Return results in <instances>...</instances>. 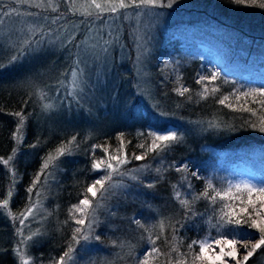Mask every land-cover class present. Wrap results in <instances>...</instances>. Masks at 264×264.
Masks as SVG:
<instances>
[{
  "label": "trees",
  "instance_id": "obj_1",
  "mask_svg": "<svg viewBox=\"0 0 264 264\" xmlns=\"http://www.w3.org/2000/svg\"><path fill=\"white\" fill-rule=\"evenodd\" d=\"M77 1L80 0H75L74 3L73 0H67V3L65 0H52L58 9L53 12L46 6L47 0L43 8L18 4L15 0H0V24L2 21H20L23 26L30 25L37 30L42 28L45 33L50 32L54 41L52 44L46 43L39 53L25 55L15 63H11L10 58L18 53L23 45L13 52L0 54V201L4 198L9 199L12 214L18 216L25 210L29 203L28 188L32 186L34 177L41 172L49 153L54 154L57 147L67 144L72 137H76L71 154L61 156L54 162V166L50 165L46 171L51 175H47L46 179L42 175L40 182L33 188L32 200L39 199L42 209H35L33 216H29L23 226L18 219L14 221L7 211L0 210V264H19L13 250L21 239L17 235V229L20 228L25 236L34 232L40 233L27 242L28 246L25 249L26 254L31 257L32 264H38L40 255L44 259L48 255L59 258L63 254L71 242L74 228L73 221L69 219V209L83 198L81 193L98 178V172L91 168L92 146L107 144L110 146V152L115 151L120 144L117 139L120 133L124 134L125 151L130 158V163L125 165V168H143L145 172L138 174L143 183L132 181V187L128 188L126 195L120 194L116 198L111 197L110 200L109 197L105 202V208L99 213L100 225L95 233L101 236V240L98 241L100 246L95 248L94 254L97 256L103 254V259L112 261L113 264H135L136 259L140 258L138 254L151 247L147 241V233L132 222L134 219L151 226L161 219L167 218L175 223L176 219L181 218L184 210L174 199L173 186L187 193L189 190L183 177L187 176L189 179V176L184 172H177L176 165L184 163L206 165L204 174L211 176L214 164L218 160L215 152L264 147V133L250 128L247 123L249 119L254 120L255 117H250L249 113L233 111L218 103V99L223 95L260 88L249 86L239 77L222 73L215 82L219 91L214 96L203 99L200 96L203 91L202 85L197 83V74L200 70L197 60L182 61L169 70L171 73L167 72L168 69L163 71L164 80L159 84L156 96H159L161 114L163 113L169 122L154 120L153 111L143 103L133 85L132 72L127 75L121 71L118 59L120 48L130 47L126 26L115 22V19L108 15L104 21L97 20L92 23V18L89 17L88 22L81 23L84 17L79 13L87 8L88 0H81L84 5H77ZM184 2L188 3L186 0H179L176 13L185 15L187 10H190L186 7L181 8ZM207 2L213 7L211 21L217 26L226 29L239 40L249 39L252 43L260 41L264 43V9L235 5L232 0ZM70 7L74 8L77 14H72L69 11ZM58 15L61 17L60 20L52 23ZM219 18L222 21L216 20ZM109 23L112 25L107 29ZM89 28L91 31L94 30V34L97 29L105 35L112 30L119 36V43L110 49L109 64L103 68L102 77L100 75L101 83H96L99 87L93 93L101 94L107 103L113 101L108 103L106 117L102 122L98 118L92 119L79 105L81 108L79 111L66 106L59 107L52 111V114L44 113L40 92L48 89L54 93L58 89L62 95L67 91L69 77L65 73L70 72L72 53L75 51L73 45L86 40L90 33ZM25 31L28 34L27 38L34 37L37 40L40 38L38 34L31 35V31L26 28ZM57 37L59 39H56ZM66 39H72V43L62 47L60 40ZM69 49H72V52ZM161 65L159 64L158 68ZM97 71L101 73L100 69ZM92 82L97 81L93 79ZM177 86L186 87L189 92L183 96L172 95L173 89ZM96 104L98 105V102ZM144 110L148 114H145ZM19 111L23 112L25 123L20 136L17 137L15 133L18 118L13 113ZM93 111L92 113L96 112ZM56 113L63 114L64 118L61 120L63 123L60 122V125L52 124L53 115ZM118 117L122 118L121 122H112ZM85 118H90L91 121L87 122ZM109 122L113 125H109ZM168 124H174L178 128L177 134L181 139L177 144L159 156L149 153L145 160L131 159L133 153L140 154L144 151L137 145L147 139L146 136L137 135L132 128L148 129L156 127L155 125L163 128ZM212 124L216 127H212ZM147 142L150 143V140ZM9 156H12L13 160L6 166L3 160ZM103 156L104 153L97 148L95 157ZM157 168L161 170L159 173L156 172ZM190 181L192 192L199 193L203 189L193 178ZM147 183H153L155 187L149 189L144 186ZM38 191L39 197L36 195ZM205 203L203 200L197 201L193 207L204 213ZM202 219L198 216L196 221L191 222L195 227L186 225L178 233L183 240L182 251L187 249L188 243L192 240L207 235L209 227ZM211 231L215 235V229ZM170 232L171 229L165 230V236L169 239ZM112 241H116L117 245L123 242V246L114 247ZM157 246L163 252L168 251L163 238L157 240ZM100 259L97 261L96 257L97 264H100ZM160 260L166 264V257H161ZM156 264H159V261ZM247 264H264V248L259 249Z\"/></svg>",
  "mask_w": 264,
  "mask_h": 264
},
{
  "label": "snow or ice",
  "instance_id": "obj_2",
  "mask_svg": "<svg viewBox=\"0 0 264 264\" xmlns=\"http://www.w3.org/2000/svg\"><path fill=\"white\" fill-rule=\"evenodd\" d=\"M15 2L26 4L29 7H45V0H15ZM74 2L75 0H73ZM174 2L175 0H90L87 8L79 14L84 17L81 23L88 22L89 17L92 18L91 22L94 23L97 20L104 21L106 15L116 19L128 9L135 10L137 15H140L142 11H144V14H148L146 11L148 9L171 7ZM65 3H67V0H65ZM232 3L244 7L264 9V0H232ZM46 6L51 8L53 12L58 11L52 0H47ZM69 11L72 14H77L72 7L69 8ZM28 15H32V13H28ZM60 18L59 15L56 16L52 23H57ZM30 31L38 34L40 38L38 40L34 37L26 38L22 42L21 50L11 56V63L21 60L25 55L39 53L46 43H54L50 32L45 33L42 28L38 30L34 28ZM89 31L91 32V28H89ZM69 36L71 37V33ZM56 39H59V37ZM71 43L72 39L60 40L62 47H67ZM118 43L119 36L117 32L109 30L105 35L97 29L94 36H89L88 39L73 45L75 51L72 53L70 72L65 73L69 77L67 81L68 96L76 98L79 93L84 92L85 86L88 85L91 79L89 73L98 68L106 67L108 53L112 46ZM69 51L72 52V49H69ZM93 65H95V68H93ZM96 75L99 77L101 73L97 71ZM218 77L219 73H212L209 76L198 78L197 83L201 84L203 88L200 93L201 98L207 99L219 91L215 86ZM176 91L183 96L189 92V89L181 86ZM43 98L44 95L41 94V99ZM77 103H79L78 100ZM218 103L231 108L233 111L249 113L250 117H255V119H249L248 126L264 133V88L223 95L218 99ZM250 105H256L257 107ZM43 107L47 110L53 106L45 103ZM13 115L18 118L15 133L18 137L25 123V116L22 111L15 112ZM211 126L216 127L214 124ZM139 135L146 136L147 139L144 143L137 145L138 148L144 149V151L140 154H132L131 159L136 161L145 160L149 153H155L156 156H159L181 139L175 131L166 133L148 132L147 134L141 132ZM117 139L120 141L119 147L112 152H110V146L107 144L92 146L93 160L91 168L93 171H100L103 174L94 179L84 189L81 193L83 198L79 199L78 203L72 205L69 209V219L77 227L72 229L71 242H69L66 250L53 264H70L75 258L77 246H81L82 242L86 245L92 240H101V236L95 234L96 228L100 225L98 212L105 208L106 200L115 195L117 189L128 187L124 183L125 178L143 183L140 176L136 174L143 171V169L125 168V165L130 163V158L125 151L124 134L120 133ZM148 140H150V143L147 142ZM75 141L76 137L74 136L67 144L57 147L54 154L49 153L42 165L41 172L34 177L32 186L28 188L29 203L24 211L18 216L12 214L7 198L0 201V210L7 211L14 221L18 219L20 225L23 226L24 221L29 216H33L35 209H42L39 199L32 200L33 188L40 182L42 175L45 176V179L47 175H51L46 171L50 165L54 166V162L61 156L71 154L72 145ZM97 148L104 153L102 158L95 157ZM13 151L16 150L13 149ZM12 160L13 157L9 156L3 160V163L7 166ZM187 168L188 166L184 165L182 168H176V171L185 172ZM160 171L159 168L156 169L157 173ZM191 175L199 179L196 172H192ZM13 176H15L14 170ZM183 181L186 182L189 190L187 193H183L175 185L173 186L174 199L178 201L180 207L184 210L181 218L176 219L175 223L167 218L161 219L151 226H146L139 219L132 221L144 233H147V241L151 245L139 259H136L135 264H156L157 261H159V264H165V261L160 260L161 257H166V264H247L259 249L264 248V186L258 187L247 183L233 185L229 183L226 186L217 187L212 180H206L204 188L199 193H195L191 191L192 184L187 176L183 177ZM144 186L149 189L155 187L153 183H147ZM8 195H11V191ZM36 195L39 197V191ZM201 200L206 202L204 213L198 212L193 207L197 201ZM198 216L203 218L202 222L208 225L209 231L203 238L192 240L188 243L187 249L182 251L183 240L178 233L186 225L195 227V224L191 222L196 221ZM166 229H171L170 239L165 236ZM212 229H215V235H213ZM241 229L254 230L255 233H258V237L252 239L250 234L246 235ZM157 230L158 234H156ZM17 235L21 239L13 251L19 260V264H32L31 257L26 254L25 249L28 246L27 242L32 240L34 236L40 235V233L34 232L25 236L22 228H20L17 229ZM142 238H144L143 235ZM161 238L168 246L167 252L161 251L160 247L157 246V240ZM249 244L251 245L250 248L248 247ZM112 245L122 247L123 242L117 245L116 241H112ZM238 245H242L243 250Z\"/></svg>",
  "mask_w": 264,
  "mask_h": 264
},
{
  "label": "rangeland",
  "instance_id": "obj_3",
  "mask_svg": "<svg viewBox=\"0 0 264 264\" xmlns=\"http://www.w3.org/2000/svg\"><path fill=\"white\" fill-rule=\"evenodd\" d=\"M186 1L190 4L186 2L181 4V8H190L185 15L175 12L179 2V0H175L171 7L146 10L148 14H144V11H142L140 15H137L135 10L128 9L115 19V22L126 26L130 40L128 49H126V46H121L120 48L118 59L121 63V71L127 73V75L132 72L133 85L143 103L153 111V119H158L157 122H169L164 118L163 113L161 114L159 96H156V90L159 84L162 83L161 81L164 80L165 74H163V71L168 69L167 72L171 73L169 70H172L175 65H179L182 61L197 60L200 64L197 78L209 76L208 74L211 75L212 73H226L230 76L244 79L251 87L264 88V43L262 41L252 43L249 39L239 40L236 36L228 33L226 29L217 26L216 23L211 21L213 19V7L207 0ZM89 3L90 0H88L87 4ZM76 4L84 5L81 0L77 1ZM216 20L222 21L220 18ZM111 25L112 23H109L107 29H110ZM25 28L31 30L34 29V26H23L20 21L1 22L0 54H6L8 51L13 52L20 48L22 42L28 36ZM33 34L31 32V35ZM94 35L93 30L88 34V37ZM110 59L111 52L109 51L107 56L108 64ZM159 64L162 65L158 68ZM93 68H95V65H93ZM103 68H98L89 73L92 81L94 79L97 82L89 81L84 88V92L79 93L76 98L68 96L67 91L61 95L58 89L54 93H51L48 89H44L43 91L45 92L41 91L40 101L44 113L52 114V111L66 106L73 107L79 111L81 110L78 107L79 105L92 119L96 120L98 118L102 122L108 113V103L113 102L107 103V101L102 99L101 94H93L98 89V84L101 83L99 80L104 73ZM99 69L101 77L96 75V71ZM157 69L158 71H156ZM160 75H162L161 78ZM177 88H180V86L173 89L174 93L172 95L178 94ZM41 94L44 95L43 99H41ZM77 100L79 103H77ZM97 102L98 105L96 104ZM45 103L53 107L45 110L43 107ZM118 109L119 107L116 108V110ZM93 110L96 112L92 113L94 112ZM144 113L148 114L146 110H144ZM62 118H64L62 113L54 114L52 124L60 125ZM84 120L87 122L91 121L90 118H85ZM117 121L121 122L122 118L118 117L112 122L116 123ZM109 125L113 124L109 122ZM155 126L148 129L136 127L132 128V130L137 135L141 132L147 134L148 132L166 133L175 131L177 133L178 130L174 124L165 125L163 128L159 125ZM215 155L218 160L214 164L211 176L204 174L206 165L195 166L191 163H184L176 165V168H182L187 165L188 168L184 173L189 176L188 180L193 178L194 182H199L198 184L202 188H204L206 180H212L217 187L226 186L229 183L233 185L247 183L258 187L264 186V147H245L235 150L217 151ZM97 172V177L103 174L100 171ZM144 172L145 170L143 169V171L136 174L141 175ZM192 172H196L199 179L192 176ZM124 183L128 187L117 189L116 194L111 197L116 198L120 194L124 196L128 193V188L132 187V181L125 178ZM102 210L98 212V215ZM75 227L77 225L74 223ZM241 231L246 235L250 234L252 239L258 237V233H255L254 230L241 229ZM99 246L98 241L95 240L86 245L82 242L81 246L76 250L74 260L70 264H97L96 262L100 258H102L99 261L100 264H113L112 261L104 260L103 254L100 253L98 256L94 254L95 248ZM250 246L249 244L248 247L250 248ZM240 248L243 250L242 245H240ZM144 253H139L138 256L141 257ZM48 257L45 256L43 259L42 255L38 256V264H53L55 260H58L53 255H48Z\"/></svg>",
  "mask_w": 264,
  "mask_h": 264
},
{
  "label": "bare ground",
  "instance_id": "obj_4",
  "mask_svg": "<svg viewBox=\"0 0 264 264\" xmlns=\"http://www.w3.org/2000/svg\"><path fill=\"white\" fill-rule=\"evenodd\" d=\"M238 247L240 248V245H238Z\"/></svg>",
  "mask_w": 264,
  "mask_h": 264
}]
</instances>
